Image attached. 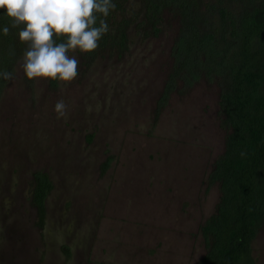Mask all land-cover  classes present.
I'll return each instance as SVG.
<instances>
[{
    "label": "rangeland",
    "instance_id": "1",
    "mask_svg": "<svg viewBox=\"0 0 264 264\" xmlns=\"http://www.w3.org/2000/svg\"><path fill=\"white\" fill-rule=\"evenodd\" d=\"M160 27L131 26L123 55L73 53L70 84L28 80L18 63L0 102V264H201L207 256L204 228L222 195L213 175L229 133L220 80L203 73L170 89L179 19L166 12ZM59 100L66 114L57 118ZM41 173L53 184L43 221L33 203ZM251 256L264 264V224Z\"/></svg>",
    "mask_w": 264,
    "mask_h": 264
},
{
    "label": "trees",
    "instance_id": "2",
    "mask_svg": "<svg viewBox=\"0 0 264 264\" xmlns=\"http://www.w3.org/2000/svg\"><path fill=\"white\" fill-rule=\"evenodd\" d=\"M112 2L116 7L106 18L97 14V26L105 19L109 30L88 56L123 55L131 26L157 34L168 12L180 23L170 89L178 78L193 84L203 73L220 80L222 123L229 133L213 175L222 195L216 215L204 228L209 252L201 264H254L252 243L264 224V0H230L232 7L206 5L204 0ZM19 30L0 9V73L12 77L27 48ZM9 81L0 76V102ZM35 180L33 203L43 221L53 184L44 173Z\"/></svg>",
    "mask_w": 264,
    "mask_h": 264
},
{
    "label": "clouds",
    "instance_id": "3",
    "mask_svg": "<svg viewBox=\"0 0 264 264\" xmlns=\"http://www.w3.org/2000/svg\"><path fill=\"white\" fill-rule=\"evenodd\" d=\"M115 7L112 0H0V9L27 45L21 63L25 77L61 84H70L78 75L79 60L70 53H91L108 32L105 19L97 26V14L106 18ZM8 32L5 26L4 35ZM0 76L12 79L9 72ZM54 110L57 118L64 116V101H57Z\"/></svg>",
    "mask_w": 264,
    "mask_h": 264
}]
</instances>
